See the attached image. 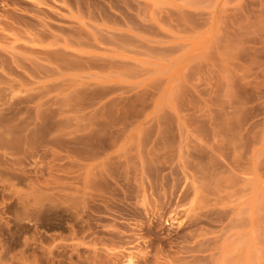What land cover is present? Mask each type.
Returning a JSON list of instances; mask_svg holds the SVG:
<instances>
[{
    "label": "rangeland",
    "instance_id": "obj_1",
    "mask_svg": "<svg viewBox=\"0 0 264 264\" xmlns=\"http://www.w3.org/2000/svg\"><path fill=\"white\" fill-rule=\"evenodd\" d=\"M0 264H264V0H0Z\"/></svg>",
    "mask_w": 264,
    "mask_h": 264
}]
</instances>
